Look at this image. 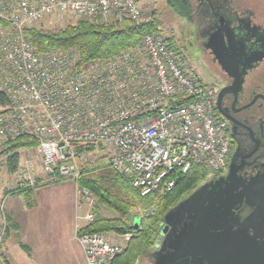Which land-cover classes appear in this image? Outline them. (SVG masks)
<instances>
[{"label": "built area", "instance_id": "2783aa9c", "mask_svg": "<svg viewBox=\"0 0 264 264\" xmlns=\"http://www.w3.org/2000/svg\"><path fill=\"white\" fill-rule=\"evenodd\" d=\"M151 14L138 0H0V93L8 99L0 106V172L12 142L33 138L37 145L29 151L45 178L75 183L84 226L93 221L95 202L86 210L92 196L77 180L93 151L80 154L79 147L101 150L141 196L171 191L193 166L210 178L227 171L230 142L208 87L180 64L161 34L147 33L138 45L80 69L74 50L40 53L26 32L47 17L64 24L70 18L140 24ZM18 171L17 185L38 187L37 179ZM79 230L85 264H112L130 240L127 234Z\"/></svg>", "mask_w": 264, "mask_h": 264}, {"label": "trees", "instance_id": "16d2710c", "mask_svg": "<svg viewBox=\"0 0 264 264\" xmlns=\"http://www.w3.org/2000/svg\"><path fill=\"white\" fill-rule=\"evenodd\" d=\"M163 1L175 14L191 20V0ZM160 26L161 22L153 11L151 16L140 24L127 20L109 22L99 18L95 20L80 18L69 21L59 28L32 26L26 32L32 45L40 53L74 50L75 65L81 69L138 45L147 33L161 34ZM165 40L170 50L177 56L178 50L173 40L171 38H165ZM7 103V97L0 93V106L5 107ZM36 145V140L27 136L14 140L9 147L11 155L6 163V173L15 174L20 163V153L25 150H34ZM77 150L83 154L95 149L93 146H88L79 147ZM80 170L77 186L87 190L95 199V203L91 210L93 221L81 227L78 234L114 232L130 236L127 248L114 259L112 264H136L137 259H141L145 254L153 251L160 237L165 214L203 182L210 179L206 170L193 166L187 174L178 178L171 191L140 196L139 191L132 186L129 178L111 169L105 156L87 162L81 166ZM35 188H30L28 184L22 183L5 193L6 195L21 194L25 199L26 206H32ZM138 207L145 211L156 208V213L146 218L138 217L134 214V210ZM104 210L113 211L115 216L105 215ZM136 217L139 218L138 226L133 225V220ZM6 232L8 233L7 230ZM6 232L5 234H7ZM20 246L28 252L23 244Z\"/></svg>", "mask_w": 264, "mask_h": 264}, {"label": "flooded vegetation", "instance_id": "af4514ba", "mask_svg": "<svg viewBox=\"0 0 264 264\" xmlns=\"http://www.w3.org/2000/svg\"><path fill=\"white\" fill-rule=\"evenodd\" d=\"M234 1L193 2L192 23L196 55L211 80L202 84L230 142L227 171L232 164L249 179L264 171V14L260 0ZM249 211L238 210L242 217Z\"/></svg>", "mask_w": 264, "mask_h": 264}, {"label": "water", "instance_id": "95a60500", "mask_svg": "<svg viewBox=\"0 0 264 264\" xmlns=\"http://www.w3.org/2000/svg\"><path fill=\"white\" fill-rule=\"evenodd\" d=\"M237 170L231 164L165 214L153 264H264V171L244 179Z\"/></svg>", "mask_w": 264, "mask_h": 264}, {"label": "crops", "instance_id": "0c3cea01", "mask_svg": "<svg viewBox=\"0 0 264 264\" xmlns=\"http://www.w3.org/2000/svg\"><path fill=\"white\" fill-rule=\"evenodd\" d=\"M78 198V189L70 180L35 188L32 206H26L21 194H7L4 214L8 233L4 236L0 256L6 239L12 236L31 264H85L76 238L77 229L85 224L79 225L84 210L77 208Z\"/></svg>", "mask_w": 264, "mask_h": 264}, {"label": "rangeland", "instance_id": "374dc122", "mask_svg": "<svg viewBox=\"0 0 264 264\" xmlns=\"http://www.w3.org/2000/svg\"><path fill=\"white\" fill-rule=\"evenodd\" d=\"M138 1L141 7L144 8L149 7L151 8L152 12L154 11L156 13L158 19L161 22V26H160L161 36H163L164 38H171L173 40L178 50L177 58L180 64L189 73L200 76L199 78L203 80L201 82L203 83L211 82V80L206 77L205 72L202 69L199 59L196 55L197 50L195 49V43H194L195 35H194L192 18L191 20H188L186 18H182L178 16L173 12L172 9H170L165 4L163 0H138ZM196 1L197 0H191L192 7L194 6L193 2L196 3ZM260 1H261L259 2L260 10H263V14H264V0H260ZM245 2H246L245 0H235L234 4L245 5L246 4ZM70 20L75 21V18H70ZM55 21L52 18L47 17L44 20H42L41 23H38L36 26H43L44 28H52V27L59 28L64 25V23H57ZM101 154H102L101 150H94L92 153H90L87 156V158L90 161H94L100 156H102ZM20 156L21 158L19 163L18 174L21 172L29 173L31 177L38 180V187H40L41 185L45 186V185L54 184V183H50L49 180L45 178L42 171H40L39 159L34 153V151H29V150L22 151L20 153ZM16 173L9 175L6 173L5 170L0 172V197L2 196L0 198V204L2 200L5 199L6 197V195H4V192L15 188V186L17 185L18 176L16 175ZM87 198L88 199H86L87 202L86 210H88L89 207H92L93 204L92 201L95 202V199H93L92 197L90 198L87 197ZM78 200H80V198H78ZM77 212L81 213V211L79 210H77ZM103 212L105 213V215L109 217L115 216V213L111 210H104ZM146 212H149V214L146 215L147 214ZM154 213H156V208H151L145 211L142 208L138 207L134 210V214H136L138 217L146 218L150 215H154ZM138 217H136L133 220L134 226L139 225ZM79 223H80L79 225H81L84 223V221H79ZM150 254L151 252L145 254L141 259H137L136 264H153ZM0 264H31V262L28 259L27 254L18 247L16 243V239L10 236L8 237V239H6L5 248L3 246L1 250Z\"/></svg>", "mask_w": 264, "mask_h": 264}, {"label": "bare ground", "instance_id": "6f19581e", "mask_svg": "<svg viewBox=\"0 0 264 264\" xmlns=\"http://www.w3.org/2000/svg\"><path fill=\"white\" fill-rule=\"evenodd\" d=\"M103 21H105V20H103ZM178 181V180H177ZM177 183V182H176ZM136 189V188H135ZM138 190V189H137ZM139 191V190H138ZM156 193H161V192H156ZM163 193H166V192H163ZM140 194V193H139ZM141 196V195H140Z\"/></svg>", "mask_w": 264, "mask_h": 264}]
</instances>
